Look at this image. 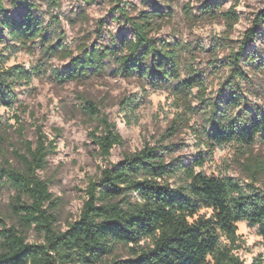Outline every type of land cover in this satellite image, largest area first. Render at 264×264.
I'll use <instances>...</instances> for the list:
<instances>
[{
	"label": "trees",
	"instance_id": "trees-1",
	"mask_svg": "<svg viewBox=\"0 0 264 264\" xmlns=\"http://www.w3.org/2000/svg\"><path fill=\"white\" fill-rule=\"evenodd\" d=\"M226 1L205 0L200 7L203 18L220 16L228 28L212 43L215 51L230 49L225 64L228 75L220 87L221 92L228 93L219 100L209 95L207 79L195 68L194 57L190 53L183 56L186 48L153 36L155 21L164 14L159 8L132 16L128 6L119 2L112 11L130 25L132 37L119 40L112 36L109 45H82L80 54L75 55L62 40L46 46V30L36 15V4L12 0V7L24 10L19 18L0 4V24L12 42L6 49L28 48L39 40L45 52H61L69 61L64 71H54L60 83L101 75L108 61L116 58L121 76L139 75L152 87L171 91L176 113L169 135L189 127L194 115H203V125L192 128L199 146L196 158L190 162L182 156L166 160L158 146L145 143L117 164L101 168L100 175L89 180L80 214L65 230L57 227L52 209L55 199L48 183L39 176L56 150V139H49L42 125H37L35 141H24L26 153L15 151L22 168L8 162L0 164V180L16 191L10 207L17 220L16 226H10L0 218V264H244L235 254L240 240L238 224L243 222L257 228L264 245V191L257 186L264 164L257 161L247 166L249 182L224 173L210 174L206 168L218 148L238 145L239 156H244L246 147L264 143V107L250 101L242 88V81L248 79L243 67L245 49L259 36L264 9L237 43L229 33L240 20L239 0L223 10ZM185 12L190 20L197 19L190 5L185 6ZM104 26L100 20L97 36ZM7 61L8 57L0 54V108L12 109L18 98L17 87L30 84L44 66L27 69L21 64L8 66ZM216 69L217 73L219 67ZM195 91L198 105L193 102ZM79 98L85 114L99 122L100 128L90 137L103 160L109 161L113 149L124 144L118 126L93 100L83 95ZM136 107L134 98L125 100V117ZM240 109L247 110L244 117L230 113ZM3 127L0 115V147ZM31 230L41 241H29L26 233ZM120 245L129 248V258L113 256Z\"/></svg>",
	"mask_w": 264,
	"mask_h": 264
},
{
	"label": "rangeland",
	"instance_id": "rangeland-1",
	"mask_svg": "<svg viewBox=\"0 0 264 264\" xmlns=\"http://www.w3.org/2000/svg\"><path fill=\"white\" fill-rule=\"evenodd\" d=\"M28 1L37 5L35 12L46 30V46L52 47L62 40L75 55L80 54L82 45H109L112 36L119 40L132 37L130 25L112 11L119 2L128 6L132 16L159 8L164 14L156 19L153 36L168 44L186 48L182 51L183 56L190 53L194 57L195 68L207 79L209 95L219 100L228 93L227 90L221 92L220 87L228 75L225 64L230 49L215 51L212 47L214 38L222 36L228 28L220 16L212 20L202 17L200 7L205 0H95L92 4L80 0ZM55 2L58 4L55 5ZM1 3L16 18L24 12L20 7H12V0H0ZM186 5L193 8L197 19L188 18ZM233 5L234 0H227L223 10ZM263 9L264 0H239L237 11L240 20L230 31V38L240 43L255 15ZM100 20H104L105 26L102 34L97 36ZM11 43L8 32L3 31L0 24V54L8 57V66L21 64L31 69L43 65L44 68L42 74L30 84L17 87L18 98L12 109L0 108L4 121L0 164L8 162L15 168H22L15 151L26 153L24 141H35L37 125H42L49 139H56V150L48 157V165L39 172V176L48 183L55 199L52 209L59 230H65L70 222L78 218L89 180L97 178L101 168L117 164L125 155L140 150L145 143L158 146L166 160L182 156L190 162L197 157L199 146L192 128L203 125V115H194L189 127L169 135L176 113L171 91L154 88L139 75L131 78L121 76L117 72L116 58L108 61L107 70L101 75L93 74L82 81L60 83L54 71H64L69 61L61 52H45L39 40L19 50L6 49ZM216 67H219L217 73ZM243 67L248 75V79L242 81L244 95L264 107V24L259 29L258 38L245 49ZM196 93L194 105H198ZM80 95L98 104L102 113L117 124L124 139L123 146L113 149L109 161L103 160L99 148L90 137V133L98 130L100 125L97 119L83 111ZM133 98L137 107L125 117L123 102ZM230 113L244 117L247 110ZM239 153L238 145L218 148L214 161L206 166L208 172L216 175L224 173L242 182L251 181L247 166L257 161L264 164V143L246 147L244 156H239ZM258 180L257 186L264 191V170L258 174ZM15 195L16 191L5 180H0V218L10 226L17 225L10 207ZM26 234L30 242L41 241L34 230ZM238 235L239 247L235 254L244 264H264V245L257 228L250 227L246 222L239 223ZM113 256L127 259L130 257L129 248L120 245Z\"/></svg>",
	"mask_w": 264,
	"mask_h": 264
}]
</instances>
